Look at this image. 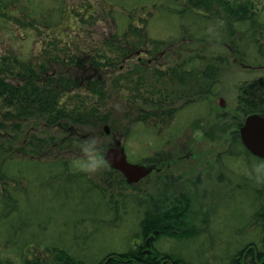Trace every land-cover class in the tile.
<instances>
[{"label":"rangeland","instance_id":"1","mask_svg":"<svg viewBox=\"0 0 264 264\" xmlns=\"http://www.w3.org/2000/svg\"><path fill=\"white\" fill-rule=\"evenodd\" d=\"M1 1L0 56L78 83L68 101L71 108L93 111L108 121L64 131L30 119L15 132L6 145L12 160L0 168V263L27 264L40 258L56 264L55 249H62L85 264H98L145 244L141 223L147 213L159 215V204L161 214L172 206L184 207L174 200L169 176L158 180L152 174L133 187L108 166L91 177L75 172L70 161L78 152L76 142L66 140L89 135L102 138L105 155L121 140L128 161L135 164L166 165L182 145L193 147L196 161L212 162L203 183L193 190L178 188L192 198L181 221L186 229L173 231L174 237L157 236L151 243L160 253L188 264H231L247 245L261 247L264 186L246 175L260 158L243 159L246 151L234 136L242 116L237 120L222 113L236 112L242 89L264 78V0H223L234 8H249L253 19L245 23L228 20L224 9L212 20L191 11L180 14L185 0ZM132 24L140 27L142 37L129 33ZM157 41L166 45L154 48ZM133 46L140 51L120 60L119 49ZM187 61L192 64L186 68L220 71L213 94L193 102H173V97L168 107L177 111L168 126L140 121L154 110L151 101L158 100L163 86L155 71ZM95 83L102 93L96 98L89 89ZM32 136L53 137L55 144L41 156L26 153L23 148L32 149L27 147ZM230 143L240 159L217 163V154ZM194 159L188 170L196 165ZM171 169V174L178 171L176 164Z\"/></svg>","mask_w":264,"mask_h":264},{"label":"trees","instance_id":"2","mask_svg":"<svg viewBox=\"0 0 264 264\" xmlns=\"http://www.w3.org/2000/svg\"><path fill=\"white\" fill-rule=\"evenodd\" d=\"M187 6L182 8L179 13L185 14L187 12H193L201 15L206 20L220 18L221 11L224 9L228 20H236L241 23L248 22L253 18L250 16V11L247 6H238L236 8L231 7L228 2L223 0H185ZM2 1L0 0V4ZM200 11V12H199ZM254 26H257L255 21H251ZM130 34H137L142 37L140 33V27L132 24L129 29ZM232 36V33H229ZM125 41H129L127 34L122 37ZM146 39V36L143 37ZM147 45L146 43L144 44ZM166 45L163 41L154 42V48L158 46ZM171 47V46H169ZM166 48H168L166 46ZM140 49H119L120 60L128 59L131 55L139 52ZM136 52V53H134ZM243 61L242 59L240 60ZM188 64H192V61H187L184 64H179L167 69L155 71L156 77H158L162 83V87L159 88L158 100L151 101L154 105V110L142 114L139 117L140 121H152L157 128L162 125L168 126L174 119L176 108L171 106V99L174 97L173 102H180L183 99L201 100L209 95L213 94L214 87L217 84V74L220 71L213 67H208L206 70L200 71L198 67L191 66L186 68ZM219 71V72H218ZM10 79L15 80L12 82ZM17 79V80H16ZM129 80V78L127 79ZM98 84L89 85V89L94 90L95 98L98 94L101 96V92H97ZM79 87L78 83L72 82L61 76H54L47 73L46 69L41 68L39 71L37 67H32L30 64L20 63L17 59L9 58L5 55L0 56V168H4L5 164L11 161V148H6V145H11L15 132H18L22 127V123L30 119L42 120L47 126L52 128H60L61 130L69 131L72 128H81L85 126H91L95 124H103L108 121L106 116L96 115L93 111H83L79 107L71 108L68 103L70 94ZM151 88L155 86L150 85ZM183 88L182 90L180 88ZM176 89V90H175ZM264 78L258 80L251 88L246 86L242 89L239 99L243 111L247 113H264ZM149 99H145L147 102ZM150 101V100H149ZM224 121V118H221ZM222 121V122H223ZM241 124V123H240ZM240 124L236 125V133ZM235 125V123H234ZM2 134V137H1ZM70 135V132L69 134ZM73 138V139H72ZM73 140L71 145H75V142L79 139H85L84 137H68ZM64 145V142H61ZM55 144L53 137L43 138L32 136L30 137L27 147L32 148L27 150L23 148L26 153L41 156L43 153L51 150ZM61 146V145H60ZM70 145H68L69 147ZM6 153L8 156H6ZM121 175L118 172H113ZM122 176V175H121ZM123 177V176H122ZM123 179V178H122ZM124 180V179H123ZM136 185H133L135 187ZM164 208V207H163ZM174 212V213H172ZM176 211H171V208L167 209L165 213L161 214V220L154 221L153 214H146L145 219L141 223V228L145 239L156 232V238L159 236H176L170 228H166V225L172 224V220L178 223L181 215L176 214ZM188 233H184L182 236H186ZM158 236V237H157ZM252 245H247L238 256L251 255V256H264L263 251L258 247H255L256 253L252 251ZM146 255L144 253L130 250L123 254L128 258L137 259L139 256ZM165 254H158V258H161ZM64 254L59 258L64 260ZM66 256V255H65ZM112 256V255H109ZM148 256V255H146ZM167 256H163L161 260L155 261L150 257L139 263L136 261H129L128 264H175L171 261H166ZM39 264H46L45 261L38 259ZM2 264V263H0ZM66 264H84L82 262L75 261L67 257ZM100 264H103L101 262Z\"/></svg>","mask_w":264,"mask_h":264},{"label":"flooded vegetation","instance_id":"3","mask_svg":"<svg viewBox=\"0 0 264 264\" xmlns=\"http://www.w3.org/2000/svg\"><path fill=\"white\" fill-rule=\"evenodd\" d=\"M241 65L244 66L243 62H241ZM238 103L239 104H238V107L236 109V112H234L233 114L232 113H222V115L224 114V116L231 117V118L233 117L234 119H237V120H239L238 116H242L243 120L240 124V127L237 129L239 132L236 133V129H235V135L234 136H235V138H237L239 140L240 145L242 147H244L246 154L244 153V155H243L241 150H239V152H241V155L244 156L243 159L247 160L246 157L248 155H252V156H254V155L249 150H247L246 147L243 145V143L241 141V137H240V129L244 125L247 116L252 115V114H260V115L264 116V113H247V112L243 111L242 106L240 105L241 104L240 99L238 100ZM233 147H234V144L230 143L228 145L227 149H224L217 154L215 161L217 163H221L222 161L225 163L226 160L231 162L232 158L240 159L239 158L240 155L238 154V152L236 150H234L232 152ZM195 155L196 154L194 152L193 147H188L187 145H182V146L178 147V153L173 156V159L168 160V163H166V165L162 164V162H161V165H159L158 163H153V164L143 163V164H141V165H144L148 168H152V171L150 172L149 175H147L145 178H143L139 182V184L149 180V178L151 177L152 174H155L158 180H160L161 178L169 176L171 179L170 180V184H171L170 188L173 187V189H175V191L172 192L175 196L174 200H177V202H179V203L182 202V204H184V207H182V208H179L181 206H172L171 207V211H176L177 212L176 214L181 215L177 224H175V225L170 224L169 225L170 226L169 228L172 231H178L179 228L182 227V225H184L181 223V221L183 220V216H184L183 214H184L185 209L187 210V208L189 206V201L192 200V198H190V196L188 195V192L185 193V191H181L178 188H182L184 185H187L188 187H191V189L193 190L195 187H197L198 184L203 183V180H202L203 175L208 172L209 168L210 169L212 168V162L202 161V160L196 161L194 159ZM190 159H194L193 161H196V165L191 166L190 169L188 170L187 169V163H189ZM174 164H176V168L178 169V171L171 174L170 170H172L171 168L173 167ZM185 165H186V167H185ZM182 167H185L187 170L181 171ZM196 171H200L199 174L195 175L194 172H196ZM188 176H195V178L193 177L194 181H192V182L188 181V179H187ZM218 183H221V182H218ZM210 192L211 191L209 190L207 193L210 194ZM167 199H169V198L166 197L164 200H167ZM158 203H162V200L158 201ZM161 208H162L161 204H159L158 207H156V210H157V212H159V215L154 216L155 222L161 220V211H160ZM172 213H174V212H172ZM263 221H264V214H263ZM167 226L168 225H166V227ZM182 228L186 229V227H182ZM156 235H157L156 232H154L152 235H149L146 238L145 244H143L144 246L142 245V246H139L138 248L136 247L135 249H133V251H138V252L144 253L148 256L143 255V256H139L137 259H135L134 257L128 258V257L123 256V254H125L127 252L118 253V254L115 253V254H112V256L105 257L103 264H128L129 261H133L134 263L136 261H138V262L140 261L139 263H144V261L147 260V258H149V257L152 260L158 261V260H161L163 258V256H167L165 259L166 261H169V262L171 261L172 263H175V264H188L187 262H185L181 258L174 257V256L168 255L166 253L161 258H158V254H163V253H160L159 251L154 249V247L152 246V243H151L156 238ZM150 238H151V240L149 241L150 245L148 246L147 240ZM261 241H262L261 247H259V249L263 251V249H264V223H263V236H262ZM251 245H252L251 250L256 253V249H255L256 245L253 243ZM62 254H64V256H63L65 258L64 260L59 259ZM54 256H55L54 260H56V264H66L67 257L70 259H73L75 261L84 263L83 261L76 259L75 257L71 256L67 251L62 250V249H55V255ZM43 262H44V260H43ZM161 262H162V260H161ZM26 263L27 264H39V261L37 259L36 261H31V262H26ZM45 263L49 264L46 261H45ZM100 263H98V264H100ZM231 264H264V256L258 257L257 255L251 256V255L244 254L241 256H236L233 259V261L231 262Z\"/></svg>","mask_w":264,"mask_h":264},{"label":"water","instance_id":"4","mask_svg":"<svg viewBox=\"0 0 264 264\" xmlns=\"http://www.w3.org/2000/svg\"><path fill=\"white\" fill-rule=\"evenodd\" d=\"M223 105L224 101L222 99L221 106L223 107ZM104 129L105 133L110 135V128L105 126ZM240 137L247 150L255 157L264 159V116L260 114L247 116L244 125L240 129ZM105 156L107 166L113 171L120 172L128 185L138 184L152 171V168L129 162L121 140H115ZM150 240L151 238L147 240L148 246Z\"/></svg>","mask_w":264,"mask_h":264},{"label":"clouds","instance_id":"5","mask_svg":"<svg viewBox=\"0 0 264 264\" xmlns=\"http://www.w3.org/2000/svg\"><path fill=\"white\" fill-rule=\"evenodd\" d=\"M102 138L89 135L79 139L75 145L78 150L70 161V167L78 173L95 176L106 168V156L102 149ZM246 175L255 185L264 186V159H257L246 170Z\"/></svg>","mask_w":264,"mask_h":264}]
</instances>
